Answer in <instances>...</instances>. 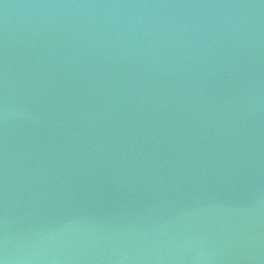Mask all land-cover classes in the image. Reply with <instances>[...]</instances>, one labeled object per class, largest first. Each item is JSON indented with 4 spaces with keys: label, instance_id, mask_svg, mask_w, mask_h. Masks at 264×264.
Returning <instances> with one entry per match:
<instances>
[{
    "label": "water",
    "instance_id": "95a60500",
    "mask_svg": "<svg viewBox=\"0 0 264 264\" xmlns=\"http://www.w3.org/2000/svg\"><path fill=\"white\" fill-rule=\"evenodd\" d=\"M0 264H264V0H0Z\"/></svg>",
    "mask_w": 264,
    "mask_h": 264
}]
</instances>
